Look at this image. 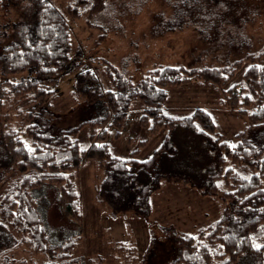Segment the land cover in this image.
Segmentation results:
<instances>
[{
  "label": "trees",
  "instance_id": "16d2710c",
  "mask_svg": "<svg viewBox=\"0 0 264 264\" xmlns=\"http://www.w3.org/2000/svg\"><path fill=\"white\" fill-rule=\"evenodd\" d=\"M20 1L25 2L22 11L6 27L9 38H0V110L11 101L13 106H25L14 127L0 116V256L7 258L15 240H22L25 248L18 264H72L71 253L82 226L75 176L83 161L93 158L103 171L98 197L112 212L147 215L150 196L162 180L192 187L202 196H216L224 204L217 219L197 227L193 234L177 236V256L169 264H264V145L249 143L245 130L236 134H243L244 139L233 144L225 141L204 109L181 117L162 110L167 87L196 79L219 88L224 104L247 117V128L264 125V46L244 57L248 65L242 82L226 87L241 60L218 67H155L142 75L135 88L104 58V72L114 89H104L89 66L81 69L73 95L102 107L100 116L81 123L89 126L92 139L82 148L76 137L79 125L69 129L49 126L50 99L58 94V78L77 67L82 58L71 54L67 17L96 11L105 0H67L66 14L51 0ZM13 5L15 0H0V11ZM2 26L0 36L6 32ZM24 69L29 73L26 77L16 81L8 77ZM253 98L256 105L248 109ZM134 99L143 104L139 124L149 136L163 126L168 130L144 159L112 155L105 142L107 126H119ZM46 181L54 184L64 214L72 216L78 228L56 246L34 193L37 184ZM108 242L117 257L122 254L132 262L134 244ZM0 261L8 263L5 258Z\"/></svg>",
  "mask_w": 264,
  "mask_h": 264
},
{
  "label": "rangeland",
  "instance_id": "374dc122",
  "mask_svg": "<svg viewBox=\"0 0 264 264\" xmlns=\"http://www.w3.org/2000/svg\"><path fill=\"white\" fill-rule=\"evenodd\" d=\"M17 1L15 6L0 11V27L3 25L6 31L0 36L3 41L9 38L6 27L12 19L18 18V11L25 5L24 1ZM51 2L66 14L67 0ZM174 15L184 23L168 31L165 24ZM67 18L71 54L82 58L77 67L64 72L56 82L58 94L50 99L49 126L69 129L79 125L76 137L82 148L92 139L89 126L81 123L100 116L102 107L100 103L73 95L76 74L81 69L89 66L104 89H114L104 72V58L118 68L131 88H135L142 75L155 67L178 64L186 68L218 67L241 60L240 68L226 87L242 82V73L248 65L244 57L264 46V0H105L96 11ZM28 74L24 69L8 77L16 81ZM198 81L167 87L162 110L167 115L181 117L196 108L204 109L213 119L215 131L225 141L233 144L244 139L243 134H236L245 130L249 143L256 147L264 145V125L247 128V117L224 104L219 88ZM11 102L2 106L0 116L14 127L25 106L20 104V110ZM255 105L253 98L248 109ZM142 113V102L134 99L121 124L107 126L105 142L110 154L144 159L160 145L168 133L167 127L158 128L149 136L139 124ZM102 176L103 171L93 158L84 160L75 176L81 197L82 226L76 250L71 253L72 264H169L177 256V236L195 233L197 227L217 219L224 207L216 196H202L192 187L162 180L150 196L147 215L133 211L115 213L98 197L97 186ZM261 187L264 189V182ZM34 193L53 246L78 231L74 218L64 214L53 183L40 182ZM108 240L134 244L132 262H127L122 254L117 257V250L111 248ZM21 242L15 240L13 251L6 250L7 258L4 254L0 256L8 263L0 261V264H18L25 248ZM28 250L40 258L32 247L28 246Z\"/></svg>",
  "mask_w": 264,
  "mask_h": 264
},
{
  "label": "crops",
  "instance_id": "0c3cea01",
  "mask_svg": "<svg viewBox=\"0 0 264 264\" xmlns=\"http://www.w3.org/2000/svg\"><path fill=\"white\" fill-rule=\"evenodd\" d=\"M183 5H184V3L181 6H183ZM178 14L179 13H177L176 16ZM176 16L174 15L170 19L167 20V23L165 25H167L168 27H166V30L172 31L173 29H177V28H180L182 26V24L184 23V21H182L179 18H176ZM175 66H180V65L178 64V65H175ZM181 66H183V65H181Z\"/></svg>",
  "mask_w": 264,
  "mask_h": 264
}]
</instances>
